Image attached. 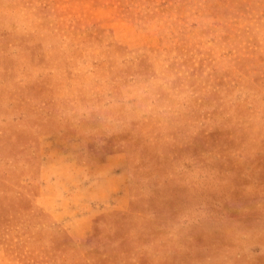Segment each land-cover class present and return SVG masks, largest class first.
<instances>
[{
  "label": "rangeland",
  "instance_id": "obj_1",
  "mask_svg": "<svg viewBox=\"0 0 264 264\" xmlns=\"http://www.w3.org/2000/svg\"><path fill=\"white\" fill-rule=\"evenodd\" d=\"M12 1L0 0V178L31 200L45 184L64 214L67 187L115 152L133 157L145 198L175 186L99 216L81 243L47 226L48 248L23 264H91L88 249L149 227L166 259L264 264V0ZM7 213L0 264H20L1 251Z\"/></svg>",
  "mask_w": 264,
  "mask_h": 264
},
{
  "label": "crops",
  "instance_id": "obj_2",
  "mask_svg": "<svg viewBox=\"0 0 264 264\" xmlns=\"http://www.w3.org/2000/svg\"><path fill=\"white\" fill-rule=\"evenodd\" d=\"M132 162L133 157L126 152H115L94 167L90 182H78L75 186L67 187L69 191L60 197V201L69 199L71 207L74 205L75 208L67 214L62 212V208L47 209L45 184L40 186L37 197L31 200L26 193L17 191L0 178V206L8 210L12 236L11 242L3 244L1 251L20 264L29 263L48 248L45 231L49 225H64L73 242L81 243L90 235L93 222L99 216L125 213L131 204L161 201L175 193V186L168 184L157 187L155 195L151 197L149 194L145 198L146 188L141 185L137 167ZM160 240L157 228H143L134 233L126 246L119 241L104 243L88 249L84 257L91 264H120L117 256L124 252L123 264H184L182 258H164ZM146 255H150L147 262L143 259Z\"/></svg>",
  "mask_w": 264,
  "mask_h": 264
},
{
  "label": "clouds",
  "instance_id": "obj_3",
  "mask_svg": "<svg viewBox=\"0 0 264 264\" xmlns=\"http://www.w3.org/2000/svg\"><path fill=\"white\" fill-rule=\"evenodd\" d=\"M161 86H163V81L158 82Z\"/></svg>",
  "mask_w": 264,
  "mask_h": 264
}]
</instances>
